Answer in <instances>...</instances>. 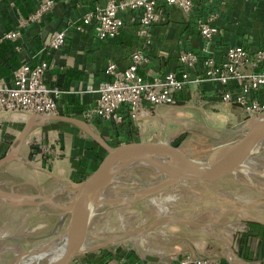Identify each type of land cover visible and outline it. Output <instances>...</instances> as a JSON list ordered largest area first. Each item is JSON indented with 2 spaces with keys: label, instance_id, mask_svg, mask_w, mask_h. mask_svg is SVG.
<instances>
[{
  "label": "crops",
  "instance_id": "obj_1",
  "mask_svg": "<svg viewBox=\"0 0 264 264\" xmlns=\"http://www.w3.org/2000/svg\"><path fill=\"white\" fill-rule=\"evenodd\" d=\"M43 1L46 0H0V79L11 80L13 70L24 62H55V67L47 71L45 79L50 86L63 91L59 99L62 115L83 119V112L95 104L98 96L96 90L100 83L110 78L106 73L108 62L113 60L120 69H125L131 64V53L138 48L146 50L151 59L139 69V73L148 80L170 71L182 73L184 67L179 60L182 50H192L201 58L198 66L190 71L193 81L177 94V105L155 107L151 114L142 116L137 122L130 118L125 106L122 107L125 116L123 123L100 117L88 122L91 128L110 144L153 141L152 137L160 133L161 120L167 123V130H171L170 136L173 138V130H179L182 125H178V121L174 122L175 126L169 125L171 116L167 110L172 109H189L192 113H202L204 117L205 114L224 109L231 114V120L238 123L246 120L247 116L240 106L223 101L224 87L220 83L194 80L205 71L204 60L208 56L220 63L233 46L244 45L251 49L264 47V0H195L191 15L183 13L176 6L161 2L159 6L165 19L151 27L150 45L137 33L141 16L138 9L120 13L124 28L122 34L114 38H98L93 24L88 25L84 31L69 26L81 21L97 7L106 5L108 0H57L54 9L44 15L41 22L20 26V18L30 16ZM209 12L219 14L216 24L221 33L215 37L210 51L206 52L205 40L198 30L196 20ZM67 27H70V30L65 44L60 49L48 48L47 43L52 33ZM15 31H20V35L15 39L7 36ZM257 96L264 102V85ZM28 118L20 114L0 112V157L16 145V138ZM37 136L44 141L60 140L65 151L63 157L55 167L45 166L43 162L41 165L35 161L46 169L37 168L25 161H10L0 167V184L4 185L3 187L15 186L17 191L29 194L37 193L39 188L43 193L49 194L65 183L54 174L76 182L83 180L96 169L105 153L103 147L77 125L65 120H47L32 128L21 146L19 155L25 159H34L33 142ZM165 141L175 143L173 140ZM179 147L190 157L202 158L193 156L182 146ZM4 170L22 171L24 176L19 183L31 185L34 191L18 189L17 183H10L9 179L2 175ZM149 170L158 176V179L151 182L163 178L160 173ZM51 177L57 185L48 190L44 183ZM0 206L15 214L27 211L33 213V210L39 212L33 206L15 207L3 200H0ZM227 211L231 210L227 209L225 213ZM248 228L242 234L243 240L232 244V261L228 256L222 260L229 264H264V219H251ZM84 254L86 260L82 259V264H119L116 254H110L105 248ZM181 256L174 257L172 262L161 258L146 259L142 255L141 258L147 264H176Z\"/></svg>",
  "mask_w": 264,
  "mask_h": 264
},
{
  "label": "rangeland",
  "instance_id": "obj_2",
  "mask_svg": "<svg viewBox=\"0 0 264 264\" xmlns=\"http://www.w3.org/2000/svg\"><path fill=\"white\" fill-rule=\"evenodd\" d=\"M167 112L171 116L170 126H175L174 122L177 121L182 126L179 130H173L172 138L171 130H167V123L161 120L160 133L152 137L153 141L173 140L175 145L182 146L193 156L205 157L219 145L240 138L237 130L242 121L238 123L231 120V114L224 109L205 114V117L202 113H192L189 109H172ZM37 163L42 165L40 160ZM244 167L249 168L250 172L246 174L240 170L209 182H179L161 193L133 203L113 208L101 205L91 218L86 243L88 246L104 243L164 215L212 223L213 231L228 239L231 244L242 241V234L249 229L250 220L264 219V141L259 143ZM2 175L10 183H17L18 189L34 191L31 185L19 183L24 176L22 171L4 170ZM156 179L158 176L148 168L134 164L115 176L105 188L103 198L132 197V192L143 189ZM54 180L51 177L44 183L46 189L51 190L57 185ZM69 197V191H65L57 194L55 199L64 201ZM227 209L231 211L225 213ZM38 211L15 214L0 206V264H18L21 260L25 261L28 258H23L25 254L55 240L58 241L57 247L64 244L62 236L69 216L52 235L45 236L55 230L60 216L52 213L60 210L44 204ZM3 237L13 238L2 239ZM105 249L110 254L123 250L138 251L146 259L161 258L168 262L185 253L219 259H225L228 253L227 244L223 240L209 235L199 227L183 224L161 225L148 233L117 241ZM84 257L85 254H79L73 261L75 264H82ZM49 258L45 257L31 264H49Z\"/></svg>",
  "mask_w": 264,
  "mask_h": 264
},
{
  "label": "built area",
  "instance_id": "obj_3",
  "mask_svg": "<svg viewBox=\"0 0 264 264\" xmlns=\"http://www.w3.org/2000/svg\"><path fill=\"white\" fill-rule=\"evenodd\" d=\"M161 2L176 6L187 15H191L195 8V0H108L106 5L97 7L81 21L69 26L84 31L88 25L93 24L98 38H114L121 35L124 28L120 13L138 9L141 16L137 33L144 37L147 45H150L151 27L165 19L159 6ZM56 3L57 0L43 1L30 16L20 18V26L41 22L44 15L54 9ZM218 16L216 12H209L196 20L198 30L205 40L206 52L210 51L215 37L221 33L216 24ZM70 27L54 31L47 47L60 49L66 42ZM19 35L20 31H15L8 33L7 36L15 39ZM150 60V56L143 48L131 53V64L125 69H120L115 61L110 60L106 68L110 78L100 83L96 90L98 96L95 104L83 112V119L90 122L100 117L123 123L125 116L122 107L125 106L130 118L137 122L142 116L151 114L155 107L177 105V94L193 81L190 71L200 63L199 54L192 50H182L179 55L184 67L182 73L170 71L148 80L139 73V69ZM204 65L205 71L194 81L220 83L224 87L223 101L240 106L247 118L264 112V102L257 96L264 85V47L251 49L244 45L233 46L227 51L222 62L218 63L213 57L208 56L204 60ZM53 67L55 62L50 61L35 64L24 62L13 70L11 80L0 79V112L26 117L62 115L59 99L63 91L50 86L45 79L47 71ZM249 68L251 70H248ZM33 148L34 160H40L48 167H55L65 153L60 140L44 141L40 136L35 137ZM116 258L119 264H147L138 251L123 250L116 253ZM72 264L75 262L72 261ZM176 264L229 263L218 258L185 253L178 258Z\"/></svg>",
  "mask_w": 264,
  "mask_h": 264
},
{
  "label": "water",
  "instance_id": "obj_4",
  "mask_svg": "<svg viewBox=\"0 0 264 264\" xmlns=\"http://www.w3.org/2000/svg\"><path fill=\"white\" fill-rule=\"evenodd\" d=\"M47 120H65L77 125L106 151L96 169L83 180L72 181L50 171L65 183L49 194L43 193L39 188H37V193H22L17 191L15 186L3 187L0 184V200L12 206H33L39 210L42 205L48 204L60 210L59 213H56L60 216V220L56 223L55 230L45 236L52 235L69 216L68 225L64 231L67 239L66 251L60 259L50 261L49 264H72L73 259L79 254L104 249L117 241L142 235L155 227L168 224L196 226L209 235L223 240L228 247L227 256L232 261V244L230 241L214 232L212 223L199 222L195 219H181L164 215L141 228L126 231L94 246H88L86 243L88 229L95 210L101 205H108V207L113 208L161 193L179 182L214 181L242 170L249 156L255 151L259 143L264 141V112L253 115L242 123L237 130L240 135L238 140L221 144L209 155L202 158L190 157L179 146L165 140L128 142L114 146L95 132L89 123L83 119L68 115H31L17 136L16 145L0 157V167L10 161L20 160L37 168L46 169L37 164L34 159L23 158L19 155V151L32 128L36 125H42ZM134 164L152 169L160 173L163 178L149 183L141 190L132 192V197L103 198L105 188L114 180L115 176ZM65 191H69V199L64 201L55 199L57 194ZM6 238L13 237H3L2 239Z\"/></svg>",
  "mask_w": 264,
  "mask_h": 264
},
{
  "label": "bare ground",
  "instance_id": "obj_5",
  "mask_svg": "<svg viewBox=\"0 0 264 264\" xmlns=\"http://www.w3.org/2000/svg\"><path fill=\"white\" fill-rule=\"evenodd\" d=\"M242 171L247 174L248 172H250V169L242 167ZM62 239H64V244L60 247H57L58 241L55 240L53 241V243L46 244L42 247L33 250L32 252H28L23 256V258H28L25 261L21 260L18 264H31L32 262L36 260H41L45 257H50L49 261H56L60 259L67 248V239L65 234L63 235Z\"/></svg>",
  "mask_w": 264,
  "mask_h": 264
},
{
  "label": "trees",
  "instance_id": "obj_6",
  "mask_svg": "<svg viewBox=\"0 0 264 264\" xmlns=\"http://www.w3.org/2000/svg\"><path fill=\"white\" fill-rule=\"evenodd\" d=\"M117 145H119V144H116V145H114V146H117ZM105 154H106V151H105V153H104V156H105ZM104 156H103V157H104ZM103 157H102V159H103Z\"/></svg>",
  "mask_w": 264,
  "mask_h": 264
}]
</instances>
